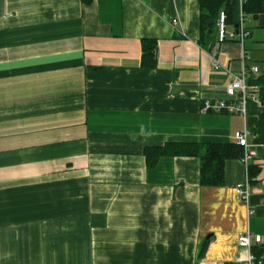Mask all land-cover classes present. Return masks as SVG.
I'll use <instances>...</instances> for the list:
<instances>
[{
  "label": "crops",
  "instance_id": "1",
  "mask_svg": "<svg viewBox=\"0 0 264 264\" xmlns=\"http://www.w3.org/2000/svg\"><path fill=\"white\" fill-rule=\"evenodd\" d=\"M246 26L214 51L199 0H0V264H236L246 232L264 264V145L250 137L248 205L240 159L203 187L199 158L145 155L244 130L202 106L226 99L230 74L264 71V14Z\"/></svg>",
  "mask_w": 264,
  "mask_h": 264
},
{
  "label": "trees",
  "instance_id": "2",
  "mask_svg": "<svg viewBox=\"0 0 264 264\" xmlns=\"http://www.w3.org/2000/svg\"><path fill=\"white\" fill-rule=\"evenodd\" d=\"M201 6V37L199 44L205 48H213L218 37V20L221 11L226 14V25L237 30L240 25L241 15L257 19L264 14V0H199ZM157 40H142V65L154 68L156 60ZM251 84L257 85L260 89L259 95L264 102V71L257 77L250 80ZM248 128L253 138L254 145H264V114L257 117H248ZM244 148L234 142L227 143H176L168 144L162 148H149L145 151L147 160L155 155L164 156L167 154L177 156L196 157L200 159V183L203 187H220L225 183L224 167L229 159H242ZM257 174V169L252 164L249 167L251 184ZM263 248L253 247L252 252L256 256L257 263Z\"/></svg>",
  "mask_w": 264,
  "mask_h": 264
},
{
  "label": "built area",
  "instance_id": "3",
  "mask_svg": "<svg viewBox=\"0 0 264 264\" xmlns=\"http://www.w3.org/2000/svg\"><path fill=\"white\" fill-rule=\"evenodd\" d=\"M242 3V0H240ZM249 17L241 15L240 25L237 30L229 32L226 25V14L221 11L218 20V37L214 51H216L219 45L227 41H238L244 43L245 40L250 38L251 33L247 28V22ZM248 59V58H247ZM215 69L219 70L220 66L217 62L214 64ZM226 72H229L225 69ZM261 74L260 69L257 66L250 68H243L238 74H230V82L226 87V99L223 100H206L202 106L203 113L213 114H236L243 117L245 121V127L242 132H237L234 136V143L244 148V157L241 159L245 166V180L236 187V200L248 205L251 189V179L249 175V167L252 160L255 158L256 153L251 148L250 137L251 133L248 128V104L250 102L257 103L261 107H264V102L261 101L259 95V87L251 84L250 80L257 78ZM254 241L257 245L262 243L260 236H254L250 232L241 234L238 238L237 245L240 249L247 252L244 261L237 262L236 264H259L257 263L256 256L253 254Z\"/></svg>",
  "mask_w": 264,
  "mask_h": 264
}]
</instances>
